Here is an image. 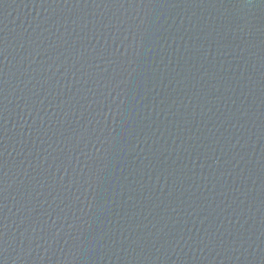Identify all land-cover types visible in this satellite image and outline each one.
<instances>
[{
	"label": "water",
	"instance_id": "95a60500",
	"mask_svg": "<svg viewBox=\"0 0 264 264\" xmlns=\"http://www.w3.org/2000/svg\"><path fill=\"white\" fill-rule=\"evenodd\" d=\"M0 264H264V0H0Z\"/></svg>",
	"mask_w": 264,
	"mask_h": 264
}]
</instances>
